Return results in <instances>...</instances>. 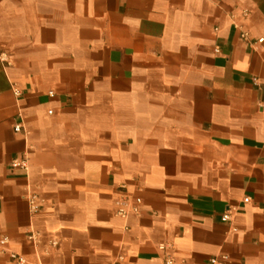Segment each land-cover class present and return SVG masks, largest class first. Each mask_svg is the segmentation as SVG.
Instances as JSON below:
<instances>
[{"label":"crops","instance_id":"1","mask_svg":"<svg viewBox=\"0 0 264 264\" xmlns=\"http://www.w3.org/2000/svg\"><path fill=\"white\" fill-rule=\"evenodd\" d=\"M0 50L9 251L264 264V0H0ZM122 196L141 198L139 215H115ZM0 264L14 263L0 251Z\"/></svg>","mask_w":264,"mask_h":264},{"label":"built area","instance_id":"2","mask_svg":"<svg viewBox=\"0 0 264 264\" xmlns=\"http://www.w3.org/2000/svg\"><path fill=\"white\" fill-rule=\"evenodd\" d=\"M248 12L243 13V17L247 18ZM236 28L239 30V37L243 42H248V33L244 30H242L240 27L236 26ZM263 38L258 39L257 43H262ZM0 63L3 65V67H8L10 65L9 56L8 54L0 50ZM15 95H19V92L17 90H14ZM52 94V93H50ZM15 132L21 131V126L19 124L14 126ZM11 167L16 168L20 167L22 169H27L28 162L27 159L22 158H16L13 159L11 162ZM26 201L28 204V209L31 214H36L39 211V208L41 206V203H43V200L41 199L40 195L37 192H30L28 195H26ZM248 199H244V202H247ZM142 204V200L140 197L131 198L129 196H122L119 201V207L115 211V215L117 217H120L122 219H125L129 214L133 215H139L140 213V206ZM223 221H227L229 219V216L227 213H225L222 216ZM27 238L33 242H37V236L33 233H29L27 235ZM9 237L6 235H0V251L6 252L10 258V260L14 264H40L39 262H30L28 261L24 256L19 255L15 252L9 251L7 249V246L9 245ZM58 245V242L55 240H51L49 242V246L51 248H56ZM171 246L167 244H160L158 245V250L162 252L168 251ZM226 257L222 256L221 259L225 260ZM123 256L119 255L116 259V261L113 264H122ZM216 259H211V263H215ZM164 264H175L174 258L170 254L165 255Z\"/></svg>","mask_w":264,"mask_h":264}]
</instances>
